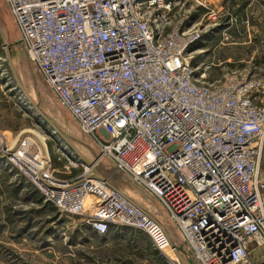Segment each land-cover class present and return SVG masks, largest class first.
Instances as JSON below:
<instances>
[{
  "label": "built area",
  "instance_id": "2783aa9c",
  "mask_svg": "<svg viewBox=\"0 0 264 264\" xmlns=\"http://www.w3.org/2000/svg\"><path fill=\"white\" fill-rule=\"evenodd\" d=\"M5 1L54 97L101 159L156 200L180 245L151 212L91 178L95 164L65 181L49 159L7 146L0 164L59 215H85L100 237L132 228L169 264L181 245L193 264H264V81H209L193 66L187 52L203 32L173 22L189 0Z\"/></svg>",
  "mask_w": 264,
  "mask_h": 264
},
{
  "label": "rangeland",
  "instance_id": "374dc122",
  "mask_svg": "<svg viewBox=\"0 0 264 264\" xmlns=\"http://www.w3.org/2000/svg\"><path fill=\"white\" fill-rule=\"evenodd\" d=\"M212 12L215 20L210 17ZM173 22L203 32L187 57L206 72L209 81L264 79V0H189L174 13ZM25 93L96 170L106 178L115 174L113 163L101 159L97 144L62 108L29 60L6 1L0 0V141L3 145L8 141L9 147L36 160L49 159L59 179L78 178L86 165L83 161L74 168L69 164L67 158L78 159L71 156L76 154L69 147L71 153L64 151L66 144L37 117ZM6 129H13L14 134L4 132ZM112 183L171 229L156 200L129 177L118 173ZM84 216L59 215L18 170L0 164V264L168 263L147 237L135 231L126 234L120 249L102 250L106 239L91 233L83 223ZM168 254L176 260L170 251Z\"/></svg>",
  "mask_w": 264,
  "mask_h": 264
},
{
  "label": "water",
  "instance_id": "95a60500",
  "mask_svg": "<svg viewBox=\"0 0 264 264\" xmlns=\"http://www.w3.org/2000/svg\"><path fill=\"white\" fill-rule=\"evenodd\" d=\"M7 58L8 61L11 64V60H10V54H9V49L7 48ZM13 70V69H12ZM14 72V70H13ZM26 98L29 100L30 104H32L33 106V111L36 113L37 117L41 119V121L44 124H47V126L50 128L51 133H53V135H57L59 140L62 141L64 144H66L67 147H69L70 149L73 150V152L76 154V156L84 162V164L88 167V168H92L93 164L90 163L75 147L74 145L71 143V141L68 139V137L52 122V120L35 104H33L28 95L25 93ZM93 172V176H91V178H96L99 179L101 181H103L106 185H108L109 187H111L112 189L122 193L119 189L116 188V186L112 183V178L114 179V175L116 176V174H118V171H115V174L111 177V178H106L105 176H103L98 170H96L95 168H93L92 170ZM120 174V173H119ZM124 195V194H123ZM125 198H127L124 195ZM128 199V198H127ZM176 252L178 254V256L180 258L183 257H187L189 259L190 264H193L191 259L189 258V256L187 255V253L185 252L183 246H178L176 248Z\"/></svg>",
  "mask_w": 264,
  "mask_h": 264
},
{
  "label": "crops",
  "instance_id": "0c3cea01",
  "mask_svg": "<svg viewBox=\"0 0 264 264\" xmlns=\"http://www.w3.org/2000/svg\"><path fill=\"white\" fill-rule=\"evenodd\" d=\"M264 61V60H263ZM261 66V65H260ZM262 81H264V79H262ZM14 107H15V103H14ZM13 107V108H14ZM4 132H7V133H10L11 135L14 134V130L13 129H6ZM5 145L8 146V141L5 142ZM9 147V146H8ZM140 206V205H139ZM142 207V206H141ZM165 219H166V215H164ZM165 225V224H164ZM166 226V225H165ZM90 231L91 233L96 236L97 238H105L106 239V242L104 244H102V247L101 249L102 250H106V249H120V244L123 243L122 240H124L126 237H127V233L128 232H131V231H135L137 233H139L138 231L132 229V228H129V227H123V226H118V227H112L109 234L107 236H104V237H100L98 236L90 227L86 226ZM167 228V231L170 235V238L172 240V243L174 245H180V240L179 238L176 236L174 230L171 228L169 229L168 226H166ZM116 240V241H115ZM116 242V243H115ZM150 242V241H149ZM151 244V243H150ZM152 246V245H151ZM153 248V247H152ZM154 249V248H153ZM155 250V249H154ZM156 251V250H155ZM177 251V250H176ZM174 252L172 255L173 257L176 259L174 260L175 262H179V264H190L189 262V259L187 257H183V258H180L177 254V252ZM158 252V251H157ZM167 263V262H166ZM193 263V262H192ZM169 264V263H167Z\"/></svg>",
  "mask_w": 264,
  "mask_h": 264
},
{
  "label": "bare ground",
  "instance_id": "6f19581e",
  "mask_svg": "<svg viewBox=\"0 0 264 264\" xmlns=\"http://www.w3.org/2000/svg\"><path fill=\"white\" fill-rule=\"evenodd\" d=\"M15 61V60H14ZM12 62V61H11ZM14 66V65H13ZM53 134V133H52ZM37 137V136H36ZM35 138V137H34ZM25 143V142H24ZM41 144L44 146V144L41 142ZM1 146H6L5 144L3 145V143L0 141V147ZM65 148V147H64ZM63 148V149H64ZM65 151H67V149L65 148L64 149ZM46 155V154H45ZM26 157L27 158H29L28 160H26V161H29V162H31V161H33V159H32V157H30V156H28V155H26ZM121 191V190H120ZM123 194L131 201V202H133L134 204H137L138 205V203L135 201V199H133V197H131L130 195H128V194H126V193H124L123 192ZM143 208V207H142ZM144 210H147V208L145 209L144 208Z\"/></svg>",
  "mask_w": 264,
  "mask_h": 264
},
{
  "label": "trees",
  "instance_id": "16d2710c",
  "mask_svg": "<svg viewBox=\"0 0 264 264\" xmlns=\"http://www.w3.org/2000/svg\"><path fill=\"white\" fill-rule=\"evenodd\" d=\"M53 166H54V164H53ZM55 167V166H54Z\"/></svg>",
  "mask_w": 264,
  "mask_h": 264
}]
</instances>
